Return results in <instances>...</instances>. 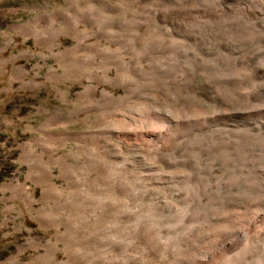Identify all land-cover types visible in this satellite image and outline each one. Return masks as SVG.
Returning a JSON list of instances; mask_svg holds the SVG:
<instances>
[{
    "label": "rangeland",
    "instance_id": "374dc122",
    "mask_svg": "<svg viewBox=\"0 0 264 264\" xmlns=\"http://www.w3.org/2000/svg\"><path fill=\"white\" fill-rule=\"evenodd\" d=\"M206 11L0 0V264H264V138L233 113L263 40L208 43Z\"/></svg>",
    "mask_w": 264,
    "mask_h": 264
},
{
    "label": "bare ground",
    "instance_id": "6f19581e",
    "mask_svg": "<svg viewBox=\"0 0 264 264\" xmlns=\"http://www.w3.org/2000/svg\"><path fill=\"white\" fill-rule=\"evenodd\" d=\"M213 6H216V9H215V12L213 11V9H212V7ZM206 7H207V23H206V25H205V27H206V31H207V35H208V38H207V40H208V43H211L212 42V39H215V38H213L214 36H213V34L214 33H216V32H219V31H221V30H224L223 28H224V26H225V24H226V22L228 21L229 22V26L231 27V26H233L234 28H235V25L238 27V28H240L241 30H239V32H243L244 33V37L246 38L247 37V35L248 34H250V36H254V37H259L260 39H262L263 40V45H262V50L264 49V0H206ZM206 10V9H205ZM205 12V13H206ZM235 24V25H234ZM202 27V26H201ZM229 28V27H228ZM233 28V29H234ZM205 29V28H204ZM234 30H236V28L234 29ZM234 30L232 31V32H234ZM225 31V33L224 34H226L227 32H229L230 33V31L228 30H224ZM227 31V32H226ZM221 33H223V31L221 32ZM234 34V33H233ZM216 35V37H219V36H221L222 37V35L221 34H218V33H216L215 34ZM236 36H237V34H236ZM249 36V37H250ZM228 37V36H227ZM231 37V36H230ZM239 37H240V35H239ZM225 37H223V39H224ZM217 39H219V38H217ZM234 39H236L237 40V38L234 36ZM233 39V40H234ZM239 39V38H238ZM242 39V38H241ZM255 40H256V38H254ZM221 40V39H220ZM224 40H226V39H224ZM232 40V41H233ZM236 40H235V42H236ZM259 40V39H258ZM223 41V40H222ZM222 41H221V43L219 44V45H222L223 43H222ZM229 41V40H228ZM239 41V40H238ZM243 41V40H242ZM241 40H240V42H242ZM191 42V41H190ZM215 42V41H214ZM234 42V41H233ZM233 42H231L232 44H234ZM254 42H256V41H254ZM198 43V42H197ZM252 43H253V41H252ZM251 43V44H252ZM257 43V42H256ZM258 43H259V41H258ZM261 43V42H260ZM195 44V43H194ZM207 44V43H206ZM212 44H214V43H212ZM225 45H226V43H225ZM227 45H229V44H227ZM256 46H257V44H255ZM259 45V44H258ZM203 46V45H202ZM213 46V45H212ZM256 46H255V48H256ZM210 46H208L207 48V50H206V54L207 55H209V56H212L213 55V50L212 49H210L209 48ZM219 47H221V46H219ZM218 46H217V49L219 48ZM227 47V46H226ZM236 46H233L232 45V47H228V48H226L227 49V51H229L230 52V48H231V51L232 52H236V51H233L234 49L235 50H237L236 48H235ZM243 47V46H242ZM246 48H247V46H245ZM244 47V49H246ZM250 48H251V45L249 46ZM258 47H260V45L258 46ZM221 48H224V47H221ZM253 48V47H252ZM216 49V50H217ZM254 49V48H253ZM257 49V48H256ZM256 49H255V51L254 52H249V53H247L248 55L246 56L245 55V51H244V53H243V51H241V48L240 49H238L237 50V52L239 53V52H241V53H239V54H242L243 53V55H245V59H246V62H247V64L248 65H251L252 66V70H254V78H256L257 79V83H256V85L254 86V87H252V89H250V91L248 92V94H246V95H248L249 96V98H246V97H248V96H246V97H244L243 96V94L244 93H242V96L245 98V99H248L247 100V105H246V109H244L243 107L245 106H243L242 105V108H239V109H234L232 112L233 113H235V114H237V116H239V118H241V120H240V122L241 123H239L240 125H242V127H243V125H245V126H247L248 128H249V130H250V132L252 131V135H255V136H258V138L260 137V138H264V63H262L261 62V60H259V61H255V55H256ZM220 50V49H219ZM222 50V49H221ZM251 50V49H250ZM249 50V51H250ZM259 50V49H258ZM218 51V50H217ZM224 51H225V49H224ZM224 51H223V53H221V54H224ZM227 51H225V52H227ZM259 52V51H258ZM258 52H257V54H258ZM262 52V51H261ZM264 52V51H263ZM203 53V52H202ZM219 54V53H218ZM221 54H219V56H221ZM228 54V53H227ZM226 54V55H227ZM232 54V53H231ZM260 54V53H259ZM216 55V54H215ZM229 55V54H228ZM234 54H232V56H233ZM224 57H225V55H223ZM222 56V58H224ZM232 56H226V57H231V59H232ZM238 56V55H237ZM212 58V57H211ZM239 58H241V57H239ZM257 58V57H256ZM261 58V57H260ZM264 58V57H263ZM262 58V59H263ZM214 59V58H213ZM212 59V60H213ZM233 59L235 60V58H234V56H233ZM232 59V60H233ZM242 60H243V58H241ZM241 59H240V61H241ZM218 60V59H217ZM224 60H226V59H224ZM230 60V59H229ZM233 60V61H234ZM213 61H215V60H213ZM219 61V60H218ZM239 61V60H238ZM239 61V62H240ZM264 61V60H263ZM220 62V61H219ZM219 62L217 63V64H219ZM235 62H237V61H235ZM229 62H227L226 63V65L228 64ZM231 63V62H230ZM238 63V62H237ZM236 63V64H237ZM244 63V62H243ZM225 64V63H224ZM235 64V65H236ZM241 64V63H240ZM204 65V64H203ZM220 65H222V64H220ZM230 64H228V66H229ZM234 65V66H235ZM231 66H233V64L231 65ZM233 66V67H234ZM242 66H243V64H242ZM241 66V68H244L245 66H243L242 67ZM226 67V66H225ZM230 67V66H229ZM240 67V66H239ZM223 68H224V66H223ZM234 68H237V67H234ZM240 68V69H241ZM250 68V67H249ZM229 69V68H228ZM230 69H231V67H230ZM237 69H239V68H237ZM211 70V69H210ZM225 70H227V69H225ZM248 70H250V69H248ZM235 71V70H234ZM237 72H238V70H236ZM240 72L241 71H239V74L238 75H240ZM243 72H246V70L244 69L243 70ZM248 73H251V71H247ZM242 73V72H241ZM243 74V73H242ZM241 74V77L243 76ZM230 75V74H229ZM249 75V74H248ZM217 76V75H216ZM221 77H222V75H221ZM220 77V78H221ZM240 77V76H239ZM239 77H238V79H239ZM240 77V78H241ZM251 77H252V74H251ZM220 78H218V79H220ZM248 78H250V77H248ZM222 79H223V77H222ZM243 79H244V77H243ZM251 80H252V78H250ZM256 79H253V80H256ZM221 80V79H220ZM225 80V79H224ZM213 81H215V80H213ZM219 81V80H218ZM242 81H245V80H242L241 79V82ZM247 81H249V80H247ZM217 82V81H216ZM222 82H225V81H222ZM226 82H228V81H226ZM225 82V83H226ZM230 82V81H229ZM233 82V81H232ZM235 83L237 82V81H234ZM221 83V82H220ZM238 83V82H237ZM246 83V82H245ZM254 83V82H253ZM230 84H231V82H230ZM233 84V83H232ZM231 84V85H232ZM241 84H244V83H241ZM235 85V84H234ZM244 85H246V84H244ZM247 85H249V84H247ZM237 87V86H236ZM239 87H243V85L242 86H240V84H239ZM247 87H250L251 88V86L249 85V86H247ZM244 88V87H243ZM248 89V88H247ZM203 90V89H202ZM205 90V89H204ZM207 90V89H206ZM237 90H240V89H237ZM243 90H245V89H243ZM209 92L210 93H213L212 92V90L209 88ZM240 93V92H239ZM235 94H237V93H235ZM240 96H241V94H239ZM245 95V94H244ZM236 97V96H235ZM238 97V96H237ZM243 98V99H244ZM236 99H238V98H236ZM220 100V99H219ZM225 101V100H224ZM223 101V102H224ZM234 101V100H233ZM244 101V100H243ZM221 102V101H220ZM227 102V101H226ZM237 102H238V100H237ZM231 103V102H230ZM244 103V102H243ZM228 104V103H227ZM239 104V103H238ZM240 104H241V102H240ZM229 105V104H228ZM227 106V105H226ZM233 106V105H232ZM236 105H234L233 107H235ZM222 107H223V105H222ZM229 107V106H228ZM233 107H231V108H233ZM230 108V107H229ZM229 110V109H228ZM222 111H223V109H222ZM225 111V110H224ZM229 112V111H228ZM231 112V113H232ZM220 114H222L221 112H219ZM219 114V115H220ZM234 114V115H235ZM226 116V115H225ZM219 117V116H218ZM230 117H232V118H234L235 116H230ZM236 118V117H235ZM210 119V118H209ZM220 119H221V117H220ZM225 119V118H224ZM223 119V120H224ZM228 119V118H227ZM222 120V121H223ZM226 120V119H225ZM234 120V119H233ZM239 120V119H238ZM237 120V121H238ZM220 121V120H219ZM218 121V122H219ZM216 122V121H215ZM237 123V124H238ZM223 126H224V123L222 124ZM231 125V124H230ZM240 125H239V127H240ZM234 127L235 126H233V130H234ZM242 127H240V128H242ZM224 128H226V125H225V127ZM236 129H238L237 127H236ZM244 129V128H243ZM226 130H229V129H226ZM232 130V129H231ZM239 132V131H238ZM237 131H236V133H238ZM243 132V131H242ZM246 132H247V130H246ZM245 133V132H244ZM243 134V133H242ZM246 134H249L248 132L246 133ZM251 134V133H250ZM248 136V135H247ZM249 136H251V135H249ZM245 137V136H244ZM259 138V140H261ZM252 139V138H251ZM254 139V138H253ZM252 139V140H253ZM256 139V138H255ZM262 141V140H261ZM264 141V140H263ZM263 144H264V142H263ZM252 147V146H251ZM182 148V147H181ZM259 177V176H258ZM242 231V230H241ZM244 233V232H243ZM241 237V236H240Z\"/></svg>",
    "mask_w": 264,
    "mask_h": 264
}]
</instances>
